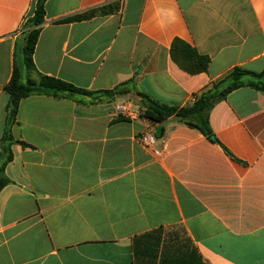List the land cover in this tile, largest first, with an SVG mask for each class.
I'll return each mask as SVG.
<instances>
[{
	"label": "crops",
	"instance_id": "1",
	"mask_svg": "<svg viewBox=\"0 0 264 264\" xmlns=\"http://www.w3.org/2000/svg\"><path fill=\"white\" fill-rule=\"evenodd\" d=\"M38 1L0 0V152L4 89ZM104 6L115 12L58 22ZM45 10L37 72L90 92L129 83L190 107L235 68L264 71V0H47ZM177 39L210 59L206 72L176 64ZM141 111L132 94L20 102L0 192V264H264V90L241 87L215 104L214 141L175 117L152 125ZM157 127L160 156L138 140Z\"/></svg>",
	"mask_w": 264,
	"mask_h": 264
},
{
	"label": "trees",
	"instance_id": "2",
	"mask_svg": "<svg viewBox=\"0 0 264 264\" xmlns=\"http://www.w3.org/2000/svg\"><path fill=\"white\" fill-rule=\"evenodd\" d=\"M47 0H39L34 16L28 20L25 25L24 42L22 43L23 66L28 73L36 74L35 77H28L23 82L24 74L21 66L17 61L14 67L13 75L10 82L5 86V91L10 96V102L7 108V123L4 135V147L0 152V192L10 183L5 175V168L13 159L11 144L14 139L10 133V127L15 122L20 102L35 94H49L53 96L72 97L74 95L94 96L96 94L105 95L108 98L117 96H126L132 94V90L127 88L129 83L118 86L114 90L102 92H90L78 88L71 83L61 79L42 75L37 72L34 64V52L38 42L42 26L45 23V4ZM113 6H104L79 13L74 16L65 18L58 22H82L91 20L97 16H106L114 13ZM19 46V48H20ZM18 48V49H19ZM172 57L176 64L185 72L196 75L207 71L210 59L201 56L190 45L179 39L175 40L172 46ZM249 79V80H247ZM252 87L257 90H264V71L261 73L250 72L242 68H235L229 75L217 83H212L210 87L203 90L195 96V101L190 107H178L161 104L154 99L140 92H135L139 98L141 106V117L147 119L152 125H161L172 117L188 127L198 129L203 135L211 140H215L210 128V112L215 104L225 99L231 92L241 87ZM164 136V128H161L159 138ZM24 147L29 146L25 142H20Z\"/></svg>",
	"mask_w": 264,
	"mask_h": 264
},
{
	"label": "built area",
	"instance_id": "3",
	"mask_svg": "<svg viewBox=\"0 0 264 264\" xmlns=\"http://www.w3.org/2000/svg\"><path fill=\"white\" fill-rule=\"evenodd\" d=\"M138 140L140 143L148 149H151L156 156L162 154L161 148L158 147V136L156 135L155 129L146 130L139 135Z\"/></svg>",
	"mask_w": 264,
	"mask_h": 264
},
{
	"label": "rangeland",
	"instance_id": "4",
	"mask_svg": "<svg viewBox=\"0 0 264 264\" xmlns=\"http://www.w3.org/2000/svg\"><path fill=\"white\" fill-rule=\"evenodd\" d=\"M23 43V42H22ZM22 45V44H21ZM23 58H22V46H20V48L18 49V63H19V66H21V70L24 74V79H23V82H26L27 78L30 76V77H35V74L34 73H28L26 72L25 70V67L23 66ZM249 80V79H247ZM135 92L132 91V95H134ZM129 95V94H128ZM127 96V95H126ZM136 97V96H135ZM137 98V97H136ZM139 99V98H138ZM136 103V102H135Z\"/></svg>",
	"mask_w": 264,
	"mask_h": 264
},
{
	"label": "water",
	"instance_id": "5",
	"mask_svg": "<svg viewBox=\"0 0 264 264\" xmlns=\"http://www.w3.org/2000/svg\"><path fill=\"white\" fill-rule=\"evenodd\" d=\"M155 131H156V135H157V136H160L161 128H160V127H157V128L155 129Z\"/></svg>",
	"mask_w": 264,
	"mask_h": 264
}]
</instances>
